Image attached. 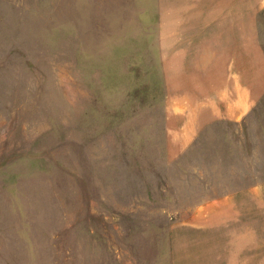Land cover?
I'll use <instances>...</instances> for the list:
<instances>
[{"label": "rangeland", "instance_id": "374dc122", "mask_svg": "<svg viewBox=\"0 0 264 264\" xmlns=\"http://www.w3.org/2000/svg\"><path fill=\"white\" fill-rule=\"evenodd\" d=\"M251 1L0 0V264H264V1L248 111L174 76Z\"/></svg>", "mask_w": 264, "mask_h": 264}, {"label": "crops", "instance_id": "0c3cea01", "mask_svg": "<svg viewBox=\"0 0 264 264\" xmlns=\"http://www.w3.org/2000/svg\"><path fill=\"white\" fill-rule=\"evenodd\" d=\"M233 4H238L237 0H234ZM258 4H261V0L256 3L251 1V5L244 9L235 6L228 7L223 10L220 18L217 17V21L205 24V28H200L198 34L195 30L197 28L191 30L190 46L197 45L201 48L197 55L190 56L191 66L188 67V71L183 72V66L177 64L174 76L180 79H197L198 83L199 79H203L206 81L204 86L207 89H196L194 94L200 95L194 98L175 92L182 96L176 100L183 102V107H180V110H209L216 112L217 115L220 114L219 111L232 112L231 115L237 117L252 107L255 101L253 93L254 7ZM240 10L242 11L240 12ZM240 25L242 27L239 30ZM175 26L177 27L176 24ZM183 26L179 31L178 28L174 30L173 41L175 42L176 38L182 39V44L187 45V29ZM218 26L221 27V31L217 30ZM207 32L209 33L207 34ZM178 33L180 34L177 35ZM249 68L251 71L250 81L244 76V72L247 73ZM188 103H196V106L189 107Z\"/></svg>", "mask_w": 264, "mask_h": 264}]
</instances>
